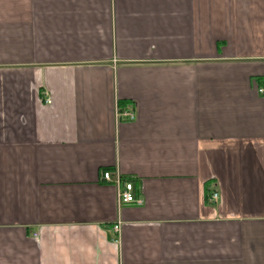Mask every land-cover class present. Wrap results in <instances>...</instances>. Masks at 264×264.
<instances>
[{"label": "crops", "instance_id": "0c3cea01", "mask_svg": "<svg viewBox=\"0 0 264 264\" xmlns=\"http://www.w3.org/2000/svg\"><path fill=\"white\" fill-rule=\"evenodd\" d=\"M260 88L264 0H0V264H264Z\"/></svg>", "mask_w": 264, "mask_h": 264}, {"label": "built area", "instance_id": "2783aa9c", "mask_svg": "<svg viewBox=\"0 0 264 264\" xmlns=\"http://www.w3.org/2000/svg\"><path fill=\"white\" fill-rule=\"evenodd\" d=\"M257 93L259 95H264V89H261V88L258 89ZM49 103H50V101H47V104H49ZM116 115H117V119L119 121L122 120V121L132 122L135 120V114H134V111L131 108V106H127V107L122 108V109L117 107ZM101 176H102L103 181H105L107 183H111L113 181L114 184H116L118 187H120V191H119V195H118L120 205H141V201L136 200L134 195H133V187H132L131 183L121 181L119 175L113 176V174L111 172H108V171H104ZM113 177H115L114 180H113ZM210 199L215 202L218 199V194L212 193ZM120 227H121L120 222L116 223L113 227V230L117 235L119 234Z\"/></svg>", "mask_w": 264, "mask_h": 264}, {"label": "rangeland", "instance_id": "374dc122", "mask_svg": "<svg viewBox=\"0 0 264 264\" xmlns=\"http://www.w3.org/2000/svg\"><path fill=\"white\" fill-rule=\"evenodd\" d=\"M119 107V106H118ZM120 108V107H119Z\"/></svg>", "mask_w": 264, "mask_h": 264}, {"label": "trees", "instance_id": "16d2710c", "mask_svg": "<svg viewBox=\"0 0 264 264\" xmlns=\"http://www.w3.org/2000/svg\"><path fill=\"white\" fill-rule=\"evenodd\" d=\"M211 196V195H210Z\"/></svg>", "mask_w": 264, "mask_h": 264}]
</instances>
